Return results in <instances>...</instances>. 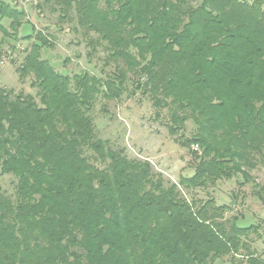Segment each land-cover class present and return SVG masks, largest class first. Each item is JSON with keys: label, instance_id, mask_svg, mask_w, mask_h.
I'll return each instance as SVG.
<instances>
[{"label": "trees", "instance_id": "trees-1", "mask_svg": "<svg viewBox=\"0 0 264 264\" xmlns=\"http://www.w3.org/2000/svg\"><path fill=\"white\" fill-rule=\"evenodd\" d=\"M43 6L63 20L73 14L88 56L102 47L110 69L56 70L41 56L54 40L40 32L17 67L35 95L0 86V177L15 179L12 192L0 185V264H264L250 238L258 224L240 226L212 197H187L218 180H248L247 169L264 163V0ZM25 16L0 0V56L15 34L3 20L19 26ZM137 91L157 117L165 111L169 133L195 157L191 176L166 181L98 136V98ZM259 188L264 203V182Z\"/></svg>", "mask_w": 264, "mask_h": 264}, {"label": "rangeland", "instance_id": "rangeland-1", "mask_svg": "<svg viewBox=\"0 0 264 264\" xmlns=\"http://www.w3.org/2000/svg\"><path fill=\"white\" fill-rule=\"evenodd\" d=\"M3 1L23 9L27 22L19 26H10L3 20L9 33L15 30V34L6 38L8 42L3 46L2 56L10 50L11 57L7 62L0 64V86L15 93L22 91L35 95V88L31 86L32 77L20 78L17 67L22 62L33 37L40 32L50 34L54 40V47L44 48L41 56L56 70L69 75L88 70L98 76H104L102 71L110 69L102 66L105 55L102 47H98L95 53L88 56L90 47L87 46L81 32L74 30L73 14L72 19L63 20L59 16V11L53 12L46 6L39 8L38 4H41L42 0ZM12 44L14 48L11 47ZM156 111L149 97L137 91L133 96L124 93L119 100L106 101L98 98L91 115L101 139L108 140L114 148L123 147L131 158L148 160L153 170L161 173L166 181L178 182L180 176L193 174L196 159L189 149L183 147L169 133L165 125V111L161 112V117L156 116ZM193 131L194 125L188 121L184 135L189 137ZM191 149L199 152L197 147ZM247 170L250 175L248 180H244L241 175L218 180L206 188L191 190L193 192L187 194V197L193 195L202 198L212 197L216 204H227L232 208L226 216L238 215L242 219L239 221L240 226L258 224L260 236L251 234L250 238L258 252L264 253V203L255 195V191L260 190L259 187L264 182V163H258ZM14 182L12 176L0 177V185L9 192L14 190ZM214 264L228 263L224 258Z\"/></svg>", "mask_w": 264, "mask_h": 264}, {"label": "built area", "instance_id": "built-area-1", "mask_svg": "<svg viewBox=\"0 0 264 264\" xmlns=\"http://www.w3.org/2000/svg\"><path fill=\"white\" fill-rule=\"evenodd\" d=\"M11 57V51L8 50L4 56L0 59V64L7 62ZM196 149V148H195Z\"/></svg>", "mask_w": 264, "mask_h": 264}]
</instances>
